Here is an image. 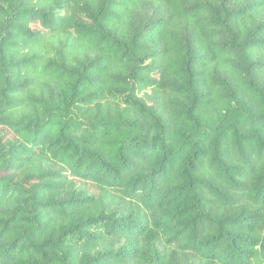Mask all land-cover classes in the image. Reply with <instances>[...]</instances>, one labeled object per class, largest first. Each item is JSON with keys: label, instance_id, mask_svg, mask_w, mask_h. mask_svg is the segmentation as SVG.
I'll return each instance as SVG.
<instances>
[{"label": "trees", "instance_id": "trees-1", "mask_svg": "<svg viewBox=\"0 0 264 264\" xmlns=\"http://www.w3.org/2000/svg\"><path fill=\"white\" fill-rule=\"evenodd\" d=\"M0 264H264V0H0Z\"/></svg>", "mask_w": 264, "mask_h": 264}]
</instances>
